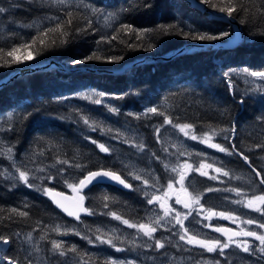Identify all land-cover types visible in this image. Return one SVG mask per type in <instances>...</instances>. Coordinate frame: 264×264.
Here are the masks:
<instances>
[{
    "label": "trees",
    "instance_id": "1",
    "mask_svg": "<svg viewBox=\"0 0 264 264\" xmlns=\"http://www.w3.org/2000/svg\"><path fill=\"white\" fill-rule=\"evenodd\" d=\"M61 1L67 4L57 7L48 0H0V7L6 9L0 13V28H9L8 32L5 29L0 32V48L8 51L18 47L15 56L24 49L19 48L20 45L30 43L38 31L55 27L57 20L30 34L17 33L16 25L31 24L47 15L64 21L69 11L73 17L66 37H60L59 33L50 34L45 46L37 43L35 47L27 49L35 55L34 59L0 67L1 80L20 69L47 65L51 61L62 65V68L51 67L25 74L0 89V149L4 145L9 146L17 153L28 156L32 164L42 163L50 168L44 176H54L56 181L51 186L65 192L67 186L65 180L61 179L63 175L73 178L74 184H78L89 171L101 169L127 177L119 167V160L123 158L143 166L152 165L163 176L161 159L166 156L165 142L158 140L156 128L165 124V116L173 124H192L195 134L200 136L203 133L211 135L215 129L220 138L227 134L220 129L234 127L239 135L233 143L220 139L233 154L218 155L225 156L219 166L229 175L221 174L213 180L194 173L188 186L192 193L200 195L206 210L227 215L231 207L228 198L236 195L231 189H239L244 195L264 194V186L253 171H259L264 179V148L257 147L264 145V100L245 94V88L242 89L244 83L233 75L238 69L264 71V15L261 14L264 0H243L251 9V14L233 13L232 18L239 22L245 36L238 46L201 48L168 61L131 67L122 73L117 71L127 63L146 56L165 55L186 44L227 42L234 36L232 25L205 16L186 0ZM206 7L218 12L208 5ZM93 10L112 14L117 21L105 28L94 19ZM88 21H91L90 25ZM123 24L140 30L176 25L185 32L191 27L199 32L214 35L229 33V36L217 41H199L187 39L177 31L167 35L152 31L137 39L134 33L121 30ZM61 39L66 42L61 44ZM149 44L154 47L149 49ZM36 51H39L38 55ZM93 54L101 59H86ZM110 57L123 59L111 62ZM87 88L114 98V103L121 109H131L139 114L137 112L142 110L143 105L149 103L158 112L141 116L130 112L112 114L102 104L89 107L83 101L72 103L66 98ZM160 112L165 115H160ZM91 113L101 119L109 118L113 123L123 122L137 127L143 133V142H128L119 128L112 132L110 125L104 123L97 126L90 122L85 124L84 118L89 117L86 114ZM153 126L157 127L153 129ZM100 144L109 151H101ZM139 145H143V148ZM239 153L246 155L250 164ZM7 164L6 159L0 157V170ZM70 170L79 177L71 176ZM5 181L0 175V235L8 237L9 243L0 241V245L5 247L4 257L20 264H28L29 260L19 237L38 231L41 224L56 217L67 226L77 225L84 235L94 236L97 225L110 223L109 213L115 212L124 219L140 222L145 219L150 205L147 194L134 187L131 191H124L97 184L84 191L87 195L86 206L93 214L75 220L60 213L48 195L20 181ZM47 184V179L40 180L41 187ZM210 188L213 190L208 191ZM19 212H27L28 215L21 216ZM262 217L264 221V214ZM74 239L77 242V255L84 256L92 264H105L103 252L88 254L87 250H81L82 240ZM64 246L66 249L72 248L71 244ZM192 248L194 258L203 255L211 259L212 264H216V261L220 264H238L236 252L222 256L219 252ZM256 256V260L264 264V253L258 250Z\"/></svg>",
    "mask_w": 264,
    "mask_h": 264
},
{
    "label": "rangeland",
    "instance_id": "2",
    "mask_svg": "<svg viewBox=\"0 0 264 264\" xmlns=\"http://www.w3.org/2000/svg\"><path fill=\"white\" fill-rule=\"evenodd\" d=\"M48 1H50L51 5H55L57 7L67 4L66 1L61 0ZM109 15H111V19H108ZM93 16L94 19L105 28L111 27L114 22L117 21L116 16L106 12H94ZM54 18L55 16L47 15L31 24L16 25L15 28L17 33L21 34L22 32L30 34L32 31L39 30L51 24L55 21ZM4 29L6 32L9 31L8 27H1L0 32ZM29 53V51L21 49L20 52L16 54V57L23 58ZM248 72L251 71L248 70ZM233 75L244 83L242 89L245 88V94L256 98H263L262 100H264V91L255 90L257 86L264 89V80H259L247 75L244 69L235 70ZM85 97L89 98L85 99ZM66 98L72 103H77V100L83 101L89 107H97L98 104L93 101L100 99L101 102L99 104H102L109 110L113 108L117 110L116 112L109 111L112 114L130 112L132 115L135 114L137 116L147 114L154 115V113L147 111L148 108H153L152 104L148 103L143 105L142 110L137 112L139 114H136L134 110L121 109L120 106H117V103H114V98L102 95L89 88L71 94ZM86 115L89 116L88 121L92 125L97 126L99 123H104L105 125H110L109 129L112 132L117 131L116 129L119 128V132L122 136L127 138L125 140L128 142H143V133L140 129H137V127L133 125L123 122L113 123L109 118L107 119L110 121H106V118L101 119L95 117L92 113L91 115ZM154 127L157 126H153V129ZM157 129H159V132L156 131L158 140L165 142L164 152H166V156L161 159L163 164V176L161 175L162 173L152 165L143 166L135 161L125 160L126 158L119 160V167L126 172V178L133 183L135 190L144 191L147 194L148 199H151L153 196L161 197V201H154L149 205L143 221L137 222L135 220L126 219L132 224H151L153 227H156L157 231L153 233V238L149 239V237L145 236L138 228H130L123 224L121 220H117L112 216L109 218V224L97 225L94 230V236L84 235L77 225L67 226L64 222L58 220V217H56L41 224L38 231L23 234L19 237L23 245L25 256L29 261H31V264H92L87 261L84 256L77 255L76 251L72 252L68 251L69 248L66 249L64 246L66 244H71V247H75L77 245L74 238L78 239V241H80V239L82 240V251L87 250L88 254L103 252L106 260L113 259L118 262L123 261L124 264H128L129 261H131L132 264H212V260L203 257V255L199 258L193 257L194 248H192L193 246L190 247L185 241L180 240L179 236L180 234H183V229L179 224H176L174 217L176 212L181 213V218L191 212V215H188V218L184 220V227L188 229L190 235H197L199 239L206 240L219 239L222 243H224L227 242V240L215 231L216 228H219L222 225L221 222L223 218L220 216H213L210 219H206L207 210L204 206V210H200V205H203L201 199L200 205H193L191 209L184 208L183 204H177V197L183 199L184 193L181 191V186L178 182L179 173L173 172L171 169L173 167L183 165L184 163L192 164L193 168L199 167L200 163L212 164V168H206L202 171H206L208 173L207 177L215 176L218 179L223 172H227L219 166V163L223 161L227 153L210 148L206 144L201 143L199 139L192 140L190 136L195 134L193 129L186 130L189 131V136H185L178 128H174L172 124L165 123L163 126L156 128V130ZM238 135L239 132L236 129L235 133L227 132V134L220 136V138L217 135H214L212 142L219 143L225 147L223 141H231L233 136L237 137ZM197 136L200 137V135ZM226 136L229 138L225 139ZM9 149H11V152L8 151ZM181 153H183V155H181ZM219 154H223L225 156L220 157L218 156ZM0 157L5 158L8 163L7 166L2 167L3 169L0 170V175L4 177V181L5 179L20 181L18 178L19 172L17 171V169H19L29 173V183L32 184V188L37 189L38 192L44 194L43 189L45 188L52 189L53 191L58 190L51 186V184L56 181L53 178L54 176H51V179H49V176H44V173L47 170L49 172L50 168L45 167L42 163L32 164V161H29V157L24 153L19 154L13 148L5 145L0 149ZM165 165L168 167L166 168ZM216 168L222 169V172L217 173L215 171ZM194 173L201 176L199 172H188L184 182V186L191 193L192 191L188 185L191 183V176ZM69 174L71 176L75 175V177H79L76 175V172L71 170L69 171ZM136 176H140L141 179H135ZM43 179H47L48 184L46 187H41L40 185V180ZM61 179L65 180L64 184L67 186L65 187L64 193L74 195L73 190L68 187L69 184H74L73 178H67L63 175ZM145 180L148 181L147 184L144 183ZM169 183L173 184L172 189H176V193L173 194L174 198L172 200L169 199V193L172 191V189L169 190L167 187ZM15 185L20 186L16 183ZM165 193H167V196H165ZM81 195H83L86 200L87 195L85 192H81ZM253 196L254 195L251 194L244 195L242 192L239 196L237 194L229 196L228 200L231 207L228 211V215L238 218L235 219L234 222L237 226H239L238 229L254 231L257 232V234H264V228L258 227L259 224L264 223L262 213L244 206L247 203V200L251 199ZM256 196L258 195L256 194ZM169 201L171 207L175 209V211L169 216H164V210L160 207V203L164 202L166 204V202ZM236 201H242L243 203H236ZM166 206L168 205L166 204ZM261 207L263 208L264 205H261ZM157 219L160 220L159 224L155 223ZM249 219L254 220L255 223L247 224L245 221ZM229 221L233 223L232 219ZM57 226L60 227L61 232L65 229H71L72 231H70L67 235H61L53 231V229ZM76 232H79L80 235H76ZM29 234H31L30 238ZM97 236H101L103 239H112L115 247L108 244H101L98 240H96ZM42 237H44V239H42ZM83 237L90 238L93 243L90 244L88 239H84ZM156 240L161 241L164 244V247L156 248ZM52 241L61 242L63 244V250L66 254L63 256L59 255V250L53 249ZM236 241H248L251 251L247 253L243 252L242 249L237 248L235 244H232L228 249L224 250V255L236 252L238 256V264H262L256 260V255H258V250L260 248L259 241H257L254 237H242L240 240ZM117 248L122 249V251H117ZM216 252L219 251L217 250ZM244 254L245 256H243ZM3 255L4 252L2 254L0 253V257H4ZM0 264H2L1 260Z\"/></svg>",
    "mask_w": 264,
    "mask_h": 264
},
{
    "label": "snow or ice",
    "instance_id": "3",
    "mask_svg": "<svg viewBox=\"0 0 264 264\" xmlns=\"http://www.w3.org/2000/svg\"><path fill=\"white\" fill-rule=\"evenodd\" d=\"M200 4H204V5H208V7H211L213 9H216L218 12L220 13H225L228 17H233V13L235 12H244L245 14H251V9H249L244 3L243 0H216V2H214V0H199ZM6 9L4 7H0V13L5 12ZM93 12H95V10H93ZM261 14L264 15V10L261 11ZM67 20L61 21L59 17H55L54 19L57 20V23L55 25V27L53 28H47L43 31H38L37 35L35 37L32 38V40L30 41V43H25L19 46V48H24L25 50H27L29 47H35L37 45V43H39L41 46H45V41L46 38L50 35V34H55V33H59L60 37H66L69 33H68V27L72 25L73 22V17H72V12H68L67 13ZM111 15H109L108 19H111ZM89 25L91 24V21H88ZM241 23H244L243 20H241ZM121 30L124 32H130V33H134L137 39H141L142 36L147 35L149 32L152 31H159L165 35L167 34H171L172 31H177L178 34L183 35L185 38L187 39H191V40H199V41H217V40H221L224 37L229 36V33H223L222 35H214V34H209V33H204V32H199L194 28L189 27L188 31L185 32L183 31V29H179L176 25H160L158 27V29H134L131 25L128 24H123L121 25ZM76 31H81V29H76ZM112 39H116V37H112ZM66 41L64 39L60 40V43L63 44ZM123 42V41H122ZM53 43H55V40H53ZM149 49H151L152 47H154V45L149 44ZM18 47H13L8 51H5L3 48H0V67H9L11 66L13 63L19 64V63H23L25 61L28 60H32L35 58V55H33L32 53H29L28 55L24 56L23 58H17L15 56V53L18 51ZM36 55L39 54V51H36L35 53ZM5 57H12L11 60L6 59ZM86 59H101V57L99 56H95V54H93L92 56L87 57ZM111 62H117L120 59H123V57H110L108 58ZM77 63H79L80 61H76ZM245 73H247V75L257 78L259 80H264V71H251L248 72L247 69H244ZM229 85L231 86V81L229 80ZM255 90H260V91H264V89H261L259 86H257V88ZM89 97H85V99H88ZM94 103L99 104L101 101L100 99H96L93 101ZM243 102V101H241ZM110 111L116 112L117 110L115 108L110 109ZM148 112L150 113H157L158 110L157 108H148L147 109ZM160 115H165L163 112L159 113ZM84 123L88 124L89 121L87 118H84ZM164 123L166 124H172L174 128H178L180 130V132H182L185 136H189L190 133L189 131H186L188 129H193V125L192 124H173L172 120L170 118H168L167 116H165V121ZM157 132H159V129L156 130ZM221 132H232L235 133V128H231V129H220ZM216 130L213 129L212 134H208V133H203L202 136L198 137L195 134H192L190 136V138L192 140H197L199 139L201 143L206 144L208 147L210 148H214L220 152L223 153H227L229 155L233 154L232 151L229 150V148L222 146L219 143H213V136L216 135ZM229 137H225V139H228ZM93 143H96V141H92ZM138 147H140L141 149L143 148V145H139ZM257 147H261L264 148V145H257ZM99 148L101 151L103 152H108L109 149L106 148L103 144L99 145ZM235 148V146L233 145V149ZM9 152H11V149L8 150ZM181 155H183V153H181ZM239 155H241V157L243 158V160L246 163L250 164L249 158L244 155L243 153H239ZM60 163H67V161H60ZM76 167H81L80 165H76ZM165 167L167 168L168 166L165 165ZM213 165L212 164H205V163H200L199 167L197 168H193L192 164H188V163H184L183 165H179L178 167H173L171 170L173 172H178L179 173V184L181 186V191L184 193V199H181L180 197H177L176 199V203L177 204H183L184 208L187 209H191L193 207V205H200V195L199 194H194L188 191V189L184 186V182H185V177L187 176L188 172L191 171H195V172H199V174L201 176H208V173L206 171H202L203 169L206 168H212ZM17 171L19 172V180L24 182L25 184H27L29 187H33L32 184L29 183V173L27 171H21L19 169H17ZM215 171L217 173L222 172V169L220 168H216ZM253 171L256 173V176H260L261 173L259 171H256L255 169H253ZM224 176H228L229 173L228 172H223ZM107 178L110 179L112 181H116L119 184L123 185L125 188H131L132 185L127 183L119 174H117L116 172L112 171V170H98V171H89L87 176L84 177V179L80 180L78 184H69L68 187L71 188L73 190V192L76 194L75 198H74V204L72 206V208H69L68 206H66L65 203H62L61 200L56 199V197H62L64 200H67V197L63 196V193H58V192H54L52 189L49 188H45L43 189L44 194L48 195L50 198H52L54 200V202L57 204L58 207H60L63 211H65L69 216H74L76 219H79V213L80 212H84L87 213L89 215L93 214L92 211L86 207H84V200L85 197L83 195H81V191L87 187L88 185L92 184L93 182H100L102 179ZM211 179L215 180L217 179V177L213 176L210 177ZM49 179H51V177H49ZM135 179L139 180L141 179L140 176H136ZM145 184L148 183L147 180L144 181ZM260 184L264 185V179L260 180ZM168 189L171 190L173 188V184L169 183L168 184ZM213 189H208V191H212ZM231 191H235L236 194L239 196L241 195V192L239 189H231ZM165 196H167V193H165ZM154 201H161V197H157V196H153L151 199L148 200V203L151 204ZM236 203H243L242 201H236ZM261 205H264V195H254L251 199L247 200V203L244 205L245 207L249 208V209H253L257 212H261L262 214H264V208L261 207ZM105 207H107V205H105ZM160 207L164 210V216H169L172 212L175 211V209H173L171 206H166V204L164 202L160 203ZM200 210H204L203 209V205H200ZM13 211L15 212L16 210L13 209ZM21 216H27L28 213L27 212H19L18 213ZM111 216H113L115 219L117 220H121L123 224L127 225L130 228H138L140 231L143 232V234L147 237H149V239L153 238V233H155L157 231L156 227H153L151 224H132L130 223L128 220L126 219H122L121 216H118L115 212H111L109 213ZM188 215H191V212L188 213ZM188 215H184L183 218H181V213L176 212V215L174 217L176 224H179L181 226V228L183 229V234H180L179 238L181 241H185L187 244L190 245H196L199 246L201 248H203L204 250H206L207 252H216L217 250L219 251V253L223 256L224 255V250L228 249L230 247V245L235 244V246L237 248L242 249L243 252H250L251 248L250 245L248 243V241H234L232 239L233 236H246V237H254L257 241H259L260 243V248L259 251L261 253H264V234H257V232L254 231H246V230H241V232H233L231 229H225V228H216L215 231L220 232L224 235L227 236V242L222 243L219 239H208V240H204V239H199L197 235H190L189 231L187 228L184 227V220H186L188 218ZM212 216H220L224 219H232L233 222H235V219L238 218H234L230 215L225 214L224 212H214L212 209H207V216L205 217L206 219H210ZM162 219V218H161ZM247 224H253L255 223L254 220H247L245 221ZM156 224L160 223V220L157 219L155 221ZM258 227L260 228H264V223H261L258 225ZM53 231L57 232L58 234L61 235H67L70 231H72L71 229H65L63 232H61V229L59 226L55 227L53 229ZM228 233H231V235H228ZM76 235H80L79 232L75 233ZM29 234V238H30ZM84 239H88V242L91 244L93 243V241L88 238V237H83ZM42 239H44V237H42ZM96 240H98L101 244H108L112 247H115V244L113 243L112 239H103L101 236H97ZM0 241L3 242V244H8L9 243V238L3 235H0ZM52 247L55 250H59V255L63 256L66 254V252L63 250V244L61 242H57V241H52ZM155 247L156 248H163L164 244L159 241L156 240L155 241ZM117 251H122V249L117 248ZM68 251H72L75 252L76 248L73 246L71 249H68ZM0 260H8V264H18V262L14 259L8 258V257H0ZM28 264H31V261L28 262ZM105 264H124L123 261H116L113 259H108L105 261ZM128 264H132L131 261L128 262ZM216 264H220L219 261H216Z\"/></svg>",
    "mask_w": 264,
    "mask_h": 264
},
{
    "label": "water",
    "instance_id": "4",
    "mask_svg": "<svg viewBox=\"0 0 264 264\" xmlns=\"http://www.w3.org/2000/svg\"><path fill=\"white\" fill-rule=\"evenodd\" d=\"M186 1L190 4V6H192L194 8H197L198 10L202 11L205 16H207L209 18L210 17L211 18H217V19L226 21L227 23L231 24L233 26V32H234L233 38L230 39L227 42L218 43V44H186V45L178 48L177 50H175V51H173L171 53L165 54V55L146 56V57H143V58H139V59H137V60H135L133 62H130V63H127L126 65H124L120 70L117 71L118 73H122V72H124L125 70H128L131 67H136V66L142 65V64L159 62V61H168V60L174 59L175 57H178L181 54H184L186 52H192L194 50L201 49V48H203V49H212V48H219V47L238 46L240 43H242L245 40V36H244L243 30H242V27H241V25L239 24V22L236 19H234L232 17H228L225 14L218 13V12H215L213 10L208 9L206 7V5L200 4L198 0H186ZM51 67H61L62 68V65L57 63V62H55V61H51L47 65L42 64V65H37V66H33V67L20 69L17 72L5 77L4 79H1L0 80V89L2 87H4L5 85L9 84L10 82H12L13 80H15L16 78L20 77V76H24L25 74L36 72V71H40V70H47V69H49ZM96 171H98V170H96ZM117 174H119L127 183L132 185V183L129 180H127V178L124 177L122 174H120V173H117ZM85 176H87V174ZM84 177L82 179H84ZM258 177H259L260 180L263 179L261 175L258 176ZM97 184L114 186V187H117V188L122 189L124 191H131L133 189V185H132L131 188H125L123 185L119 184L116 181H112L110 179L104 178L98 183L97 182H93L92 184L88 185L81 192L86 191L87 189H89L92 186L97 185ZM54 192L63 193V196L68 198L67 200H64L62 197H56V199L61 200V202L65 203L66 206H68L69 208H72V206L74 204V198H75V195H76L75 193H74V195H70V194H67V193H64V192H61V191H58V190H55ZM174 193H175V189H173L169 193V198H172ZM50 199L53 201L55 207L60 211V213L66 215L69 218H73L75 220H79L83 216H85V214H86L84 212H80L79 213V217L80 218L76 219L74 216H69L65 211H63L60 207H58L57 204L54 202V200L52 198H50ZM183 199H184V197H183ZM84 207L87 208L85 201H84ZM220 228L231 229L233 232H238L235 228H232V227H220ZM218 233L220 235H222L225 239H227L226 235H224V234H222L220 232H218ZM228 235H231V233H228ZM237 238H238V236H233L232 237L233 240H236ZM191 246H194V247H197V248H201V247L196 246V245H191ZM1 263L5 264V263H7V261L6 260H1Z\"/></svg>",
    "mask_w": 264,
    "mask_h": 264
},
{
    "label": "flooded vegetation",
    "instance_id": "5",
    "mask_svg": "<svg viewBox=\"0 0 264 264\" xmlns=\"http://www.w3.org/2000/svg\"><path fill=\"white\" fill-rule=\"evenodd\" d=\"M259 99H261V98H259ZM261 101V100H260ZM236 137L234 136L233 138H232V140H231V142L233 143V140L235 139ZM262 176V175H261ZM263 178V177H262ZM132 185H133V183H132ZM262 185V184H261ZM176 193V192H175ZM258 195H261V194H258ZM264 195V194H263ZM174 198V196H172V198H169L170 200H172ZM166 204L168 205V206H171V204H170V201L169 202H166ZM229 220H231V219H224L223 218V220H222V225L220 226V227H232V228H235L238 232H241V230L240 229H238L239 228V226H237V224H235L234 222L232 223V222H230ZM219 227V228H220ZM219 234V233H218ZM242 237H245V238H248V237H246V236H243V235H240V236H238V238L236 239V240H240ZM224 238V237H223ZM225 239V238H224ZM227 240V239H226ZM236 240H234V241H236ZM190 247H191V245L190 244H188ZM200 249H203V248H200Z\"/></svg>",
    "mask_w": 264,
    "mask_h": 264
},
{
    "label": "bare ground",
    "instance_id": "6",
    "mask_svg": "<svg viewBox=\"0 0 264 264\" xmlns=\"http://www.w3.org/2000/svg\"><path fill=\"white\" fill-rule=\"evenodd\" d=\"M232 28H233V26H232ZM177 58H178V57H177ZM176 60H177V59H176ZM110 73H111V72H110ZM4 250H5V247L0 245V253H1V254L4 252Z\"/></svg>",
    "mask_w": 264,
    "mask_h": 264
}]
</instances>
